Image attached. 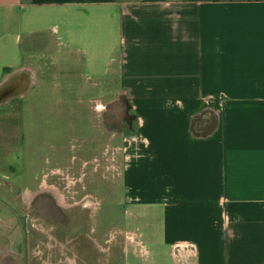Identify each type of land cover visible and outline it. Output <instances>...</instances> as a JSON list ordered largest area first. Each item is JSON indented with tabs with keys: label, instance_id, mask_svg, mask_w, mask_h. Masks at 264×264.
<instances>
[{
	"label": "crops",
	"instance_id": "1",
	"mask_svg": "<svg viewBox=\"0 0 264 264\" xmlns=\"http://www.w3.org/2000/svg\"><path fill=\"white\" fill-rule=\"evenodd\" d=\"M40 55L61 65L57 84L113 76L129 101L119 180L131 246L153 262L264 264V0H0L5 180L47 146L28 119L48 112L20 107ZM25 191L27 203L41 192Z\"/></svg>",
	"mask_w": 264,
	"mask_h": 264
},
{
	"label": "rangeland",
	"instance_id": "2",
	"mask_svg": "<svg viewBox=\"0 0 264 264\" xmlns=\"http://www.w3.org/2000/svg\"><path fill=\"white\" fill-rule=\"evenodd\" d=\"M36 59L40 83L20 107L48 112L46 118L37 112L28 119L30 138L40 145L44 135L47 146L36 149L30 166H24L28 176L16 175L20 166H11L9 180L0 178V264H174L163 252L153 262L141 245L134 248L126 239L120 218L119 145L130 110L117 79L57 84L56 67L61 65L42 55ZM56 110L61 118L54 116ZM51 121L61 122L63 132L46 131ZM36 128L45 134L34 133ZM58 169L69 180L50 174ZM44 173L49 177L40 179ZM28 188L49 195L46 189L56 190L64 221H47L28 206L23 197Z\"/></svg>",
	"mask_w": 264,
	"mask_h": 264
},
{
	"label": "flooded vegetation",
	"instance_id": "3",
	"mask_svg": "<svg viewBox=\"0 0 264 264\" xmlns=\"http://www.w3.org/2000/svg\"><path fill=\"white\" fill-rule=\"evenodd\" d=\"M46 187L48 188L47 185H46ZM42 188L44 189V186ZM43 189H41V192H39L37 194L28 193L26 195L27 201H30L28 206H31V207L35 208V211L42 218L46 219L47 221H50V222H53V223H62L64 221L63 220L64 213H63V209H62L63 207H61L60 206L61 203L58 202V198H57L56 193H55L56 190H54V189H46V191L50 190L52 192V194L56 197V198H54L52 196V194L49 195L47 193H44L45 191ZM44 194H47L48 196H43ZM84 200H85V198L82 199V202ZM53 205L58 208L59 213L61 215V218L58 219L57 216H55V213L53 212V210L51 208ZM90 206H91V204H89L88 206H85V207L89 208ZM128 240H130V239H128Z\"/></svg>",
	"mask_w": 264,
	"mask_h": 264
},
{
	"label": "bare ground",
	"instance_id": "4",
	"mask_svg": "<svg viewBox=\"0 0 264 264\" xmlns=\"http://www.w3.org/2000/svg\"><path fill=\"white\" fill-rule=\"evenodd\" d=\"M59 196V195H58ZM58 199H60V198H58ZM61 200V199H60ZM62 201V200H61ZM52 208V210H53V212L55 213V216H57V218L59 219V218H61V215H60V213H59V210H58V208H56V206H52L51 207ZM55 219V218H54Z\"/></svg>",
	"mask_w": 264,
	"mask_h": 264
}]
</instances>
